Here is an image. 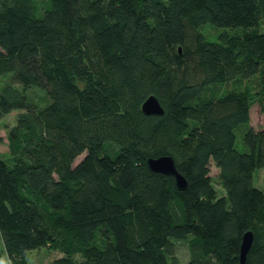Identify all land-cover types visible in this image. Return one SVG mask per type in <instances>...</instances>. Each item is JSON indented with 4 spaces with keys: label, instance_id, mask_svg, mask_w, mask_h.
Segmentation results:
<instances>
[{
    "label": "trees",
    "instance_id": "trees-1",
    "mask_svg": "<svg viewBox=\"0 0 264 264\" xmlns=\"http://www.w3.org/2000/svg\"><path fill=\"white\" fill-rule=\"evenodd\" d=\"M206 22L239 31L209 40ZM150 94L163 114L141 111ZM12 110L0 156L10 264L40 246L61 253L47 264H240L247 230L243 264H264V0H0V119ZM159 155L184 189L148 168Z\"/></svg>",
    "mask_w": 264,
    "mask_h": 264
},
{
    "label": "rangeland",
    "instance_id": "rangeland-1",
    "mask_svg": "<svg viewBox=\"0 0 264 264\" xmlns=\"http://www.w3.org/2000/svg\"><path fill=\"white\" fill-rule=\"evenodd\" d=\"M200 31L204 34L205 38L209 40H216L217 36L222 33L234 34L236 31H239V28H229L222 26H213L212 24L206 22L200 28ZM17 110H12L11 112L5 114L0 119V135L2 136V141L0 142V156H3L7 152L6 145V133L8 128L14 123ZM263 123V112L261 111L259 103L253 102L249 109V119L247 124H249L254 130H258ZM245 131L244 125H239L235 132V141L234 146L237 150L244 152L245 146L242 139V133ZM83 156H78L74 164ZM218 170L211 164L210 165V175L214 187L217 189L218 194H222L223 191L217 180ZM264 181V169L258 168L253 172V185L257 188H263ZM61 253L53 248H48L46 246H40L35 249L27 250L25 253L27 264H47L53 259L59 257ZM174 255L177 260L185 261L188 258V249L184 241H178L175 243ZM0 261H3V264H10L9 259L6 255L2 240L0 238Z\"/></svg>",
    "mask_w": 264,
    "mask_h": 264
},
{
    "label": "water",
    "instance_id": "water-1",
    "mask_svg": "<svg viewBox=\"0 0 264 264\" xmlns=\"http://www.w3.org/2000/svg\"><path fill=\"white\" fill-rule=\"evenodd\" d=\"M141 111L146 115H161L163 108L155 95L150 94L143 99L140 105ZM148 168L153 172L171 175L174 179L176 187L180 190L186 187V180L176 169L173 157L170 155H159L156 157L146 158ZM253 234L251 230H247L241 237L239 245V262L243 264L246 254L252 244Z\"/></svg>",
    "mask_w": 264,
    "mask_h": 264
},
{
    "label": "clouds",
    "instance_id": "clouds-1",
    "mask_svg": "<svg viewBox=\"0 0 264 264\" xmlns=\"http://www.w3.org/2000/svg\"><path fill=\"white\" fill-rule=\"evenodd\" d=\"M0 264H3V261H0Z\"/></svg>",
    "mask_w": 264,
    "mask_h": 264
}]
</instances>
